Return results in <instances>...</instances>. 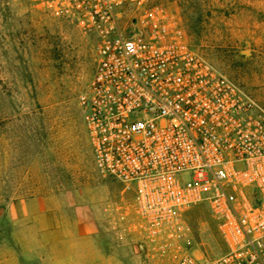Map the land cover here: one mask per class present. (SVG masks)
Returning a JSON list of instances; mask_svg holds the SVG:
<instances>
[{
  "label": "built area",
  "instance_id": "1",
  "mask_svg": "<svg viewBox=\"0 0 264 264\" xmlns=\"http://www.w3.org/2000/svg\"><path fill=\"white\" fill-rule=\"evenodd\" d=\"M95 36L80 96L93 165L131 194L150 236L203 204L223 243L175 264H264V107L183 38L152 0H18Z\"/></svg>",
  "mask_w": 264,
  "mask_h": 264
},
{
  "label": "rangeland",
  "instance_id": "2",
  "mask_svg": "<svg viewBox=\"0 0 264 264\" xmlns=\"http://www.w3.org/2000/svg\"><path fill=\"white\" fill-rule=\"evenodd\" d=\"M152 4L264 107V0ZM95 41L69 16L0 0V264H47L33 251L37 224L27 200L34 196L62 216V227L108 232L106 245L115 255L119 246L124 259L133 250L134 264H175L184 250L218 255L223 243L204 205L182 210L181 233L150 236L131 194L96 171L79 102L95 69ZM117 230L126 235L113 236Z\"/></svg>",
  "mask_w": 264,
  "mask_h": 264
},
{
  "label": "crops",
  "instance_id": "3",
  "mask_svg": "<svg viewBox=\"0 0 264 264\" xmlns=\"http://www.w3.org/2000/svg\"><path fill=\"white\" fill-rule=\"evenodd\" d=\"M45 200L34 196L27 200L31 206V214L36 221V237L34 253L40 259L44 256L47 264H134L131 254L133 250L127 248L128 259L121 257L118 252L106 245L105 237L108 232L93 229H70L60 225V214L51 208H45ZM26 205V204H25ZM28 211V210H27ZM27 212L26 214H28ZM124 230L113 231V236H125ZM47 254V256H46Z\"/></svg>",
  "mask_w": 264,
  "mask_h": 264
},
{
  "label": "water",
  "instance_id": "4",
  "mask_svg": "<svg viewBox=\"0 0 264 264\" xmlns=\"http://www.w3.org/2000/svg\"><path fill=\"white\" fill-rule=\"evenodd\" d=\"M244 54L247 53V50H243Z\"/></svg>",
  "mask_w": 264,
  "mask_h": 264
},
{
  "label": "trees",
  "instance_id": "5",
  "mask_svg": "<svg viewBox=\"0 0 264 264\" xmlns=\"http://www.w3.org/2000/svg\"><path fill=\"white\" fill-rule=\"evenodd\" d=\"M196 205H199V204H196ZM196 205H193V206H196ZM203 205V204H202Z\"/></svg>",
  "mask_w": 264,
  "mask_h": 264
}]
</instances>
